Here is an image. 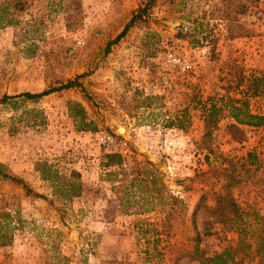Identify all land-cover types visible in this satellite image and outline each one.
<instances>
[{
    "label": "rangeland",
    "instance_id": "obj_1",
    "mask_svg": "<svg viewBox=\"0 0 264 264\" xmlns=\"http://www.w3.org/2000/svg\"><path fill=\"white\" fill-rule=\"evenodd\" d=\"M14 2L0 0V100L76 85L0 101V164L30 189L0 176L9 214L0 264H197L195 244L208 256L238 245L234 264H264L254 252L264 235V124L244 123L264 115V79L255 91L250 82L264 72V0ZM166 51L187 56L191 71L179 73ZM69 101L88 126L71 119ZM210 104L219 111L204 136ZM98 131L126 140L129 169L103 166ZM41 160L78 172L82 192L53 194L34 170ZM225 193L240 213L221 223L212 207Z\"/></svg>",
    "mask_w": 264,
    "mask_h": 264
},
{
    "label": "trees",
    "instance_id": "obj_2",
    "mask_svg": "<svg viewBox=\"0 0 264 264\" xmlns=\"http://www.w3.org/2000/svg\"><path fill=\"white\" fill-rule=\"evenodd\" d=\"M2 10V7H0ZM14 10H21L22 4L20 3V0H15L13 4ZM5 11V9H3ZM1 11V12H3ZM2 18V16H0ZM5 22L4 25H9L14 22L13 15L11 13H5ZM3 19V18H2ZM134 21V16H131V18L128 20V22L123 26L121 31L116 34V36L109 40L106 43V50L110 44L116 43L119 38H121L124 33L127 31L128 27L132 24ZM241 70V69H240ZM242 77L239 72L238 78L236 80V86H239L242 81ZM264 79V72H261V74L256 77H251V91H255V87L258 82L262 81ZM76 80H67L64 83L56 86L51 87L46 90H42L37 93H29V92H22L17 95H2L1 102L6 101L7 99L14 98V97H25L27 99L31 100H38L40 97L54 92L59 91L62 89H69L71 87H74L76 85ZM209 109L207 110V114L204 119V136H207L210 132V129L215 127L216 124V114L218 113L219 109L214 104H210ZM233 117L238 120L237 113L239 111V108H234ZM67 112L71 119L78 125V127H85L88 126V124L85 122V110L84 108L75 101H69L67 102ZM246 120H244L245 124H249L252 126H258L261 124H264V115L259 114H246ZM104 161L103 166L105 167H113V166H119V163L121 161L120 157L117 154H107L104 153L102 155ZM120 168V167H119ZM121 169V168H120ZM34 170L39 173V176L41 179L47 180L51 182V192L55 194L56 196L63 197L65 199H70L74 196H78L82 190L83 185L79 179V173L75 170H70L66 173H59L51 164L46 163V161L41 160L37 161L34 164ZM0 176L2 178H8L11 180H14L15 182L23 185L21 186L23 189H25V192H29L30 189H28L27 186L23 183V181L19 178H15L13 176L8 175L6 172H4L2 165L0 164ZM212 212L219 215V220L221 223H224V217L227 218L230 215L237 218V216L240 213V210L238 209L237 204H235L230 196L228 194H218L216 201L214 203V206L212 207ZM212 213V214H213ZM8 213L4 211V209H1L0 211V217H2L4 220L8 217ZM206 231V230H204ZM6 237V232L2 229L1 222H0V238ZM196 242L198 240V237L196 236L194 239ZM240 241V240H239ZM237 246H227L224 249H222L220 252L213 253L211 255H205L202 250L198 248V245L195 244L193 246L192 254L193 259L197 262V264H234L232 262L233 260V253L237 250ZM254 252L256 254L262 255L264 259V235L258 236L256 239V246L254 249Z\"/></svg>",
    "mask_w": 264,
    "mask_h": 264
},
{
    "label": "built area",
    "instance_id": "obj_3",
    "mask_svg": "<svg viewBox=\"0 0 264 264\" xmlns=\"http://www.w3.org/2000/svg\"><path fill=\"white\" fill-rule=\"evenodd\" d=\"M77 42L80 43V41ZM164 59L168 64L176 68V70L183 75H186L192 69V62L187 56L173 51H166ZM95 137L97 143L101 145L104 153L117 154L120 157L121 161L119 163V167L122 170L129 169V148L125 139L117 138L105 131L96 132Z\"/></svg>",
    "mask_w": 264,
    "mask_h": 264
}]
</instances>
